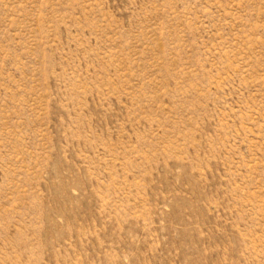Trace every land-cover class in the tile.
<instances>
[{
	"label": "rangeland",
	"instance_id": "374dc122",
	"mask_svg": "<svg viewBox=\"0 0 264 264\" xmlns=\"http://www.w3.org/2000/svg\"><path fill=\"white\" fill-rule=\"evenodd\" d=\"M0 264H264V0H0Z\"/></svg>",
	"mask_w": 264,
	"mask_h": 264
}]
</instances>
